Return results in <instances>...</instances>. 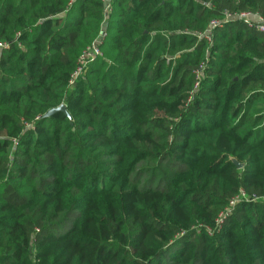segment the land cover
Masks as SVG:
<instances>
[{
	"label": "trees",
	"instance_id": "trees-1",
	"mask_svg": "<svg viewBox=\"0 0 264 264\" xmlns=\"http://www.w3.org/2000/svg\"><path fill=\"white\" fill-rule=\"evenodd\" d=\"M106 1L0 0V264H264V0Z\"/></svg>",
	"mask_w": 264,
	"mask_h": 264
},
{
	"label": "built area",
	"instance_id": "built-area-1",
	"mask_svg": "<svg viewBox=\"0 0 264 264\" xmlns=\"http://www.w3.org/2000/svg\"><path fill=\"white\" fill-rule=\"evenodd\" d=\"M106 4H107V10H108L109 0L106 1ZM233 20L243 21L250 28H253L259 31L260 33L264 34V18L259 16L258 14H253L251 12H244V13L235 14V15H227L224 21L213 22L210 26V30H208V32L206 33L207 40L210 41V34L217 26H220L223 23H227ZM100 41L101 39L95 42L91 47H89L83 53L82 57L79 60L77 69L71 76V79L69 81V86H73V84L85 73L89 62L93 61L97 56L101 55L98 49V45L100 44ZM199 75H200V72L197 73L198 77ZM242 202H264V197L259 198V197H256L255 195L249 197L244 191H241L237 196H235L231 200L229 207L226 208L224 212L220 214L217 220L218 229H221L223 220L226 219L229 215H231L233 209L239 203H242Z\"/></svg>",
	"mask_w": 264,
	"mask_h": 264
},
{
	"label": "water",
	"instance_id": "water-1",
	"mask_svg": "<svg viewBox=\"0 0 264 264\" xmlns=\"http://www.w3.org/2000/svg\"><path fill=\"white\" fill-rule=\"evenodd\" d=\"M56 112H64L66 113V107L64 105H62L61 107H59L58 109H54V110H50L47 115H45V117H50L52 116L54 113ZM233 163L235 164L236 168L238 170H242L243 169V165L238 163L236 160H233Z\"/></svg>",
	"mask_w": 264,
	"mask_h": 264
}]
</instances>
